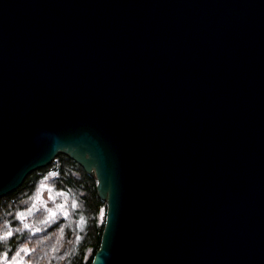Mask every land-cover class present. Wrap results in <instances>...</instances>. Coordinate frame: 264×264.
I'll return each instance as SVG.
<instances>
[{
    "label": "water",
    "instance_id": "95a60500",
    "mask_svg": "<svg viewBox=\"0 0 264 264\" xmlns=\"http://www.w3.org/2000/svg\"><path fill=\"white\" fill-rule=\"evenodd\" d=\"M59 153L92 264H264V0H0V198Z\"/></svg>",
    "mask_w": 264,
    "mask_h": 264
},
{
    "label": "trees",
    "instance_id": "16d2710c",
    "mask_svg": "<svg viewBox=\"0 0 264 264\" xmlns=\"http://www.w3.org/2000/svg\"><path fill=\"white\" fill-rule=\"evenodd\" d=\"M106 214L97 179L59 153L0 198V264L16 255L25 264H92Z\"/></svg>",
    "mask_w": 264,
    "mask_h": 264
},
{
    "label": "rangeland",
    "instance_id": "374dc122",
    "mask_svg": "<svg viewBox=\"0 0 264 264\" xmlns=\"http://www.w3.org/2000/svg\"><path fill=\"white\" fill-rule=\"evenodd\" d=\"M2 264H25L22 257L20 255H16L13 259L9 261H5Z\"/></svg>",
    "mask_w": 264,
    "mask_h": 264
},
{
    "label": "snow or ice",
    "instance_id": "6c2138e0",
    "mask_svg": "<svg viewBox=\"0 0 264 264\" xmlns=\"http://www.w3.org/2000/svg\"><path fill=\"white\" fill-rule=\"evenodd\" d=\"M7 235H9V236H10V235H12V234H11V233H7Z\"/></svg>",
    "mask_w": 264,
    "mask_h": 264
}]
</instances>
